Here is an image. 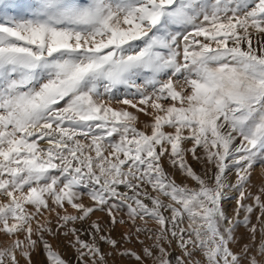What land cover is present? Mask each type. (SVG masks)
<instances>
[{
    "label": "snow or ice",
    "instance_id": "1",
    "mask_svg": "<svg viewBox=\"0 0 264 264\" xmlns=\"http://www.w3.org/2000/svg\"><path fill=\"white\" fill-rule=\"evenodd\" d=\"M257 162L264 0H0V264H264Z\"/></svg>",
    "mask_w": 264,
    "mask_h": 264
},
{
    "label": "rangeland",
    "instance_id": "2",
    "mask_svg": "<svg viewBox=\"0 0 264 264\" xmlns=\"http://www.w3.org/2000/svg\"><path fill=\"white\" fill-rule=\"evenodd\" d=\"M131 111V109H129ZM149 118L144 116V115H140V120L144 121V120H148ZM138 127L140 125H137ZM193 166L196 168L197 171H201V166L195 164V162H193ZM264 180V164H261L259 162L256 163L254 171L252 173V182L256 185H259L260 182ZM97 215H100L99 213H97ZM253 222L254 218H253ZM123 231L122 228H120L118 226L117 228V232ZM11 239L4 233L0 232V249H3L7 246H9L11 244ZM62 252H65V250L62 248L61 249ZM66 258L71 256L70 252H65ZM35 264H42L43 262V256H37L34 258Z\"/></svg>",
    "mask_w": 264,
    "mask_h": 264
}]
</instances>
